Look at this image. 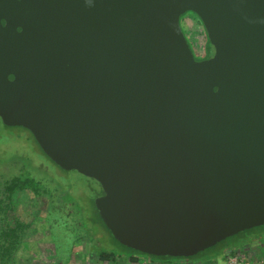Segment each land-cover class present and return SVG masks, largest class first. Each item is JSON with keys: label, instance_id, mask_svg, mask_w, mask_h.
Segmentation results:
<instances>
[{"label": "water", "instance_id": "obj_1", "mask_svg": "<svg viewBox=\"0 0 264 264\" xmlns=\"http://www.w3.org/2000/svg\"><path fill=\"white\" fill-rule=\"evenodd\" d=\"M0 121L96 181L129 249L188 258L260 227L264 0H0Z\"/></svg>", "mask_w": 264, "mask_h": 264}, {"label": "rangeland", "instance_id": "obj_2", "mask_svg": "<svg viewBox=\"0 0 264 264\" xmlns=\"http://www.w3.org/2000/svg\"><path fill=\"white\" fill-rule=\"evenodd\" d=\"M180 24L189 45L197 52L202 50L205 32L195 15L190 12L185 13L180 17ZM208 48L212 51L211 46ZM20 131L22 130L5 126L0 121V163L4 161L3 163L6 164L12 162L21 164L24 168L16 167V169H19L21 174L28 172L35 181H40L47 190H50L52 203L58 198L57 201L65 202L66 206L63 210H52L49 208L52 205L50 199H30L27 193L13 195L15 210L5 214L8 216V222L19 216L28 223L19 250L14 255V263L66 264L73 259L72 262L76 264H94L98 256L94 253L95 248L92 244L97 245L98 241L105 243L103 247L108 248L109 251L117 250L122 255L132 254L127 251L123 253L124 249L120 248L109 235L101 232L102 230L98 229L95 232L92 226L89 227L87 219H93L90 201L93 198L94 203V200L101 195L99 184L73 170H61L55 166L40 152L31 135L26 131ZM14 138H17L18 142H15ZM21 154L26 157L20 159L23 157L20 156ZM2 196L1 194V201L4 203ZM24 208L30 210L26 217L23 215ZM252 232L256 234L253 236L257 244L255 247L250 245L245 247L244 245L247 244L241 241L236 245L235 255L215 259L213 263L230 264L231 259L236 258L238 264H264V225L254 228ZM91 239L97 241L96 244ZM207 255L203 252L194 259L200 258L202 263L210 264V260L205 258Z\"/></svg>", "mask_w": 264, "mask_h": 264}, {"label": "trees", "instance_id": "obj_3", "mask_svg": "<svg viewBox=\"0 0 264 264\" xmlns=\"http://www.w3.org/2000/svg\"><path fill=\"white\" fill-rule=\"evenodd\" d=\"M209 46H211V45L209 44L207 37L205 35V42H204L203 49H202L203 52H207V51L209 52L210 51V49L208 48ZM190 48L192 49V47H190ZM212 52H213V49L211 51V55H212ZM12 128L22 130L20 132L26 131L31 135V133L29 131H27L26 129H24L22 127H12ZM31 138L33 139L35 145L40 150V152L46 157V155L41 151V149L39 148L38 144L36 143V141L32 135H31ZM14 141L18 142L17 138H14ZM20 156H23V154H21ZM24 157H26V156L20 157V159L24 158ZM3 162L4 161H1V163H0V190H1L0 196H1V194L3 195L2 197L4 198L5 202L3 203L1 201V197H0V264H10V261H11V264H15L14 263V257H15L14 255L16 254V251L19 250V246L21 245V239L24 238V236H25L24 231L26 230L28 223L25 222L24 219H20L19 216L13 218L12 222H8V216H6L5 214L6 213L8 214V212L10 213V212L15 210V207L13 206L14 203L12 200L13 195L14 194L27 193L30 195V199H39V198L44 199L45 198L47 200L50 199L51 203H52V198H51L52 192L50 190H47V188H45L40 183V181H35V178H32L28 172H24L23 174H21L19 169H16V167L17 168L22 167L21 164L18 165L15 162L6 164ZM38 164H40V163H38ZM31 166H32V162H31ZM22 168H24V167H22ZM15 171H17V173H15ZM101 195H102V192H101ZM57 200H58V198H57ZM57 200H53V203H52L51 207H49V208L52 210H59V209L63 210V207L66 206V203L62 202L60 200H59L60 201V203H59V201H57ZM61 202H62V204H61ZM69 203L71 205L73 204L72 202H69ZM32 204H34V203H32ZM90 204L92 205L91 207H92V218L93 219H90V220L87 219L88 223H89V227L92 226L95 232L98 231V229H99V230H102L101 232H104L105 235H107V236L109 235L111 237V239L120 248L124 249L123 253L125 251L132 253V254H128V255H132L129 257L130 260L132 259V257L139 258L140 256H143V257L145 256V258H148L151 261L153 260L154 262L159 263V264H175L176 262H178V264H205V263L201 262L200 258L194 259V257L198 256V254H200V253L206 252V254H208V255L205 256V258L209 259L210 264H212L213 262L216 261L215 259H219V258L223 259L228 255H235L237 253L236 245H237V243H239L241 241L244 244H247V245H244L245 247H248V245L255 247L257 245L254 241V238H253V236L256 235L252 232L254 230V228H253L250 230L240 232L237 235H234L232 237L226 238L225 240L214 245L213 247L208 248V249H206V250H204V251H202V252H200V253L192 256V257L172 258V257L150 256V255L142 254L138 251H134L132 249H129V248L123 246L122 244L118 243L115 239H113L110 232L105 228L104 224L102 223V221L100 220V218L98 216V212H97V210L94 206V203H93V198L90 201ZM29 211L30 210L25 209L23 215H25V217H26L28 215L27 212H29ZM237 237H238V239H237ZM92 241L95 242V244L97 242L94 240H92ZM104 245H105V243H100L99 241H98L97 245L92 244V246H94V248H95L93 250L94 253H96V255L98 256V259H100L101 261H103V262L113 261L115 259V257L123 256L121 254V252L118 253L117 250L116 251H109L108 248L103 247ZM119 251H121V250H119ZM136 258H133V259L136 260ZM213 264H215V263H213Z\"/></svg>", "mask_w": 264, "mask_h": 264}, {"label": "crops", "instance_id": "obj_4", "mask_svg": "<svg viewBox=\"0 0 264 264\" xmlns=\"http://www.w3.org/2000/svg\"><path fill=\"white\" fill-rule=\"evenodd\" d=\"M130 256L132 255H123V256L115 257L113 261H108V262H103L97 258V261L94 262V264H159V263L154 262L153 260L151 261L150 259H146L143 256H140L139 258L132 257V259L130 260L129 258ZM133 258H136V260H134ZM72 260L68 261L66 264H76L75 262H72ZM175 264H178V262H176Z\"/></svg>", "mask_w": 264, "mask_h": 264}, {"label": "flooded vegetation", "instance_id": "obj_5", "mask_svg": "<svg viewBox=\"0 0 264 264\" xmlns=\"http://www.w3.org/2000/svg\"><path fill=\"white\" fill-rule=\"evenodd\" d=\"M192 47V46H191ZM203 51V50H202ZM193 52V56L195 58V60H203V59H207L211 56V50L208 52H202V54H198L194 51Z\"/></svg>", "mask_w": 264, "mask_h": 264}, {"label": "built area", "instance_id": "obj_6", "mask_svg": "<svg viewBox=\"0 0 264 264\" xmlns=\"http://www.w3.org/2000/svg\"><path fill=\"white\" fill-rule=\"evenodd\" d=\"M193 51L198 53V54H202L203 51H199L197 52L196 50H194V48L192 47ZM230 264H238V259L234 258V259H231V261L229 262Z\"/></svg>", "mask_w": 264, "mask_h": 264}, {"label": "clouds", "instance_id": "obj_7", "mask_svg": "<svg viewBox=\"0 0 264 264\" xmlns=\"http://www.w3.org/2000/svg\"><path fill=\"white\" fill-rule=\"evenodd\" d=\"M190 47H191V45H190ZM192 51H193V49H191Z\"/></svg>", "mask_w": 264, "mask_h": 264}]
</instances>
